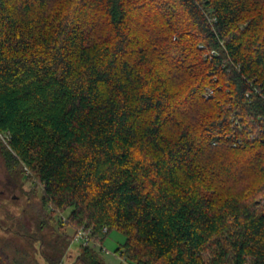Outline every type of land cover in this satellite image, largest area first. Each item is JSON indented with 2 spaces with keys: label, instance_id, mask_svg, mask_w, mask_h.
Returning <instances> with one entry per match:
<instances>
[{
  "label": "trees",
  "instance_id": "16d2710c",
  "mask_svg": "<svg viewBox=\"0 0 264 264\" xmlns=\"http://www.w3.org/2000/svg\"><path fill=\"white\" fill-rule=\"evenodd\" d=\"M0 136L45 264H264V0H0Z\"/></svg>",
  "mask_w": 264,
  "mask_h": 264
},
{
  "label": "rangeland",
  "instance_id": "374dc122",
  "mask_svg": "<svg viewBox=\"0 0 264 264\" xmlns=\"http://www.w3.org/2000/svg\"><path fill=\"white\" fill-rule=\"evenodd\" d=\"M3 138L0 136V146ZM1 154V153H0ZM31 173L26 168L17 167L9 170L0 155V246L11 261H22L21 255L27 254L28 259H34L37 264H45L40 253L50 254L48 247H40V243L28 236L43 237L44 244L51 240L52 230L44 229L35 234L40 213V190L31 183ZM261 180V179H260ZM259 179H247L236 183H228L233 192L242 197H251L256 203L258 199L257 187ZM264 207V206H262ZM65 216V215H64ZM124 243V236L118 231H111L105 237L101 247L100 257L105 264H121L114 257V250ZM47 246V245H45ZM80 244L72 242L66 249L60 264H82L76 259L81 252ZM23 257V255H22Z\"/></svg>",
  "mask_w": 264,
  "mask_h": 264
},
{
  "label": "built area",
  "instance_id": "2783aa9c",
  "mask_svg": "<svg viewBox=\"0 0 264 264\" xmlns=\"http://www.w3.org/2000/svg\"><path fill=\"white\" fill-rule=\"evenodd\" d=\"M208 93H210V92H208ZM205 97H207V96H205ZM105 232H106V229L104 228L103 233H105ZM90 236H91V229L90 228H87V229L81 228L76 232V235L74 237L73 242H76L80 245H85L91 241Z\"/></svg>",
  "mask_w": 264,
  "mask_h": 264
}]
</instances>
